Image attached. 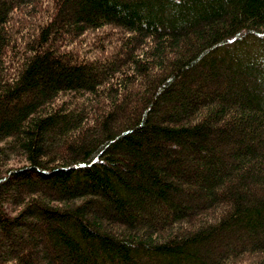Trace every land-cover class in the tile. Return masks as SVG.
I'll return each instance as SVG.
<instances>
[{
    "label": "trees",
    "instance_id": "trees-1",
    "mask_svg": "<svg viewBox=\"0 0 264 264\" xmlns=\"http://www.w3.org/2000/svg\"><path fill=\"white\" fill-rule=\"evenodd\" d=\"M0 264H264V0H0Z\"/></svg>",
    "mask_w": 264,
    "mask_h": 264
}]
</instances>
